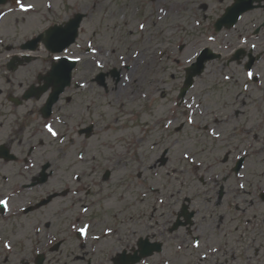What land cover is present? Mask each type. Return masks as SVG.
Returning <instances> with one entry per match:
<instances>
[{
    "label": "rangeland",
    "instance_id": "obj_1",
    "mask_svg": "<svg viewBox=\"0 0 264 264\" xmlns=\"http://www.w3.org/2000/svg\"><path fill=\"white\" fill-rule=\"evenodd\" d=\"M10 1L0 7L5 14L0 21V56L4 60L10 51L14 53V49L47 29L56 19L67 18L75 9L86 15L77 46L68 53L81 60L73 85L63 97V101L69 102H64L68 107L66 124L52 122L60 135L43 134L46 145L39 158L49 159L55 165L54 189L66 183H70L71 189H77V182L72 184L71 179L75 180L78 175L82 176L81 184L98 185L90 195L85 192L73 197L75 201L82 199L83 204L94 206L85 217L78 211L80 204L65 213L63 219L55 215L48 219L23 217L12 225L21 226L23 232L15 237L16 242L30 248L31 243L45 237L33 231L40 222H52L54 233L56 229L81 228L93 222V227L101 231L110 227L128 239L132 235L137 239L153 234L159 239L164 230L156 221L173 220L172 212L179 210L184 198L195 194L199 197L192 209L201 211L200 231L211 233L220 226L213 212L228 217L229 214L226 205L212 206L210 215L204 219L207 204L199 179L221 178V184L225 173H229L240 156L245 157L244 153H247L246 162L238 180H242L245 190L249 179L264 177V73L258 69L262 72L259 86L263 87L251 84L243 90L246 84L243 66L228 63L231 66L226 69L235 50H248L256 44L253 32L259 24L258 12L247 14L234 30L215 35L216 20L233 0H52L55 6L52 13L43 8L46 0H22L25 5L31 3L38 8L36 11L34 7L30 13L21 12L19 5L13 9ZM140 23L145 24L143 30L139 28ZM209 35L216 39L208 41ZM243 38L247 43L242 42ZM226 39L231 42L227 43L228 50ZM89 43L100 49L95 59L104 65L103 69L96 68L93 55L87 53ZM204 48L221 53L223 59L208 64L186 101L178 107L185 69L190 66L184 57L189 51ZM136 52L140 53L139 57L135 56ZM259 67L264 71V62ZM111 70H118L120 79L106 78V90L95 79ZM227 75L232 77L231 81L224 80ZM125 76L132 81H125ZM80 84L86 87L81 88ZM188 104H193V108L188 109ZM197 104L200 108L195 107ZM187 109L193 124H187ZM236 114L239 115L234 118ZM225 118L232 119L224 122ZM169 120L171 125H167ZM90 123L96 125V132L90 140H83L77 131ZM212 130L220 133L219 140L211 135ZM65 131L68 137L62 140ZM185 152L195 160L194 164L184 159ZM106 171L111 174L108 181L103 180ZM233 183L231 188L235 189ZM244 193L238 190L236 197L234 191L230 192L225 202L233 204V212L236 207L249 212L255 210L250 208V202L258 201ZM58 206L59 203L55 210ZM237 223V229L242 231L243 220ZM74 233L70 229L69 261L81 264L76 260L80 252ZM163 237L167 243L164 254L174 258L169 264H180L174 254L178 243L175 236ZM180 237L184 238L183 233ZM248 244H243V248ZM99 250L111 252V249ZM203 264L217 263L210 260Z\"/></svg>",
    "mask_w": 264,
    "mask_h": 264
},
{
    "label": "flooded vegetation",
    "instance_id": "obj_2",
    "mask_svg": "<svg viewBox=\"0 0 264 264\" xmlns=\"http://www.w3.org/2000/svg\"><path fill=\"white\" fill-rule=\"evenodd\" d=\"M260 4L264 6V1L258 3V6ZM256 12L260 19L253 39L256 42L255 55L259 56L260 60L252 70L255 74L253 83L248 82L246 78L247 69L244 66L241 68L248 85L247 89L251 84L257 87L264 86V84L259 86L262 84L261 74L264 73L259 67L264 62V9L259 7ZM224 43L228 50L227 43L231 44V42L226 39ZM43 53L44 57L41 56ZM25 56H28V60H25ZM51 57L49 52L42 49L35 53H25L22 50L11 52L8 54V60L0 56V199L8 198L9 200V210L0 206V264H74L69 261L67 241L70 229L75 231V228L56 229L54 233L52 222H45V224L40 222L41 225L34 226L33 231L37 232L38 236L43 234L45 237L38 238L35 243L30 244V248H27L23 242L14 240L20 233H23L21 226L12 225L23 217L48 219L55 215L63 219L64 214L75 210L77 204L84 206L82 199L79 201L73 199V192L75 195L85 192L90 195L94 191L93 187H98L95 183L83 185L82 180H78L75 190L69 188L70 183L54 189L52 181L57 175L55 165L49 159L39 158L46 145L42 137L45 133L44 125L48 122L44 114H46L45 105L49 95L48 93L39 94V89L45 86L49 69L55 62ZM13 59H15V65L9 67ZM230 59L226 63V69L231 66L228 64ZM256 89L262 90L261 88ZM64 102L68 101L60 99L53 106L49 121L55 117L66 120L68 107ZM237 115L239 114H236L234 118ZM232 118H225L224 122H229ZM84 128L80 127L78 134ZM242 131L245 132V130ZM80 138L84 139V137ZM248 150L253 149L248 148ZM29 164H34L35 167L31 168ZM236 165L237 163L230 168L229 173H225L221 184L219 183L221 178L199 179L202 191H204L203 198L207 204V215H204V219L210 215L212 206L220 208L226 205L229 214L228 217L213 212L219 219L220 226H217V229L212 230L211 233L200 231L198 216L201 211L192 209L193 202L199 197L195 194L192 198L183 199L179 210L172 212L173 220L167 221L160 218L161 220L156 221V224L162 225L161 228L164 230L160 233L159 239L156 234L147 235L145 239L142 237L135 239L132 235L128 239L127 235L119 236V231L114 232L113 228H103L101 231L100 228L93 227L94 223L90 222L88 234L86 237L83 236L82 241L79 240L77 232L74 233L78 240L77 249L80 252L76 260H80L81 264H133L136 258L141 257V261L136 264L172 263L174 258L163 254L167 244L163 236L168 234L169 236L174 235L178 242L174 254L180 264H203L210 260L217 264H264V207H262L264 206V177L249 179L248 190L240 189L238 185L242 180L237 178ZM71 181L72 184L75 183L73 179ZM232 182H234L232 187L235 189L231 188L230 183ZM238 190H242L245 196L250 195L253 200L258 201L250 202V208L255 209L254 211L249 212L248 209L243 210L236 207L233 212V204L225 202L230 198L231 191H234V196L237 197ZM65 192H67L65 196L53 198V195L59 193L62 195ZM214 196H217L215 202ZM185 199H189L188 209L184 206ZM58 203L59 206L55 210V205ZM86 208L90 209L94 206ZM242 220L243 224H240V227L243 226L242 231H239L236 227L239 224L237 221L241 223ZM175 226L178 229L172 232ZM122 228L125 229L124 224ZM107 229H111L110 235L107 234ZM181 233L184 238L180 237ZM60 234L63 237H60ZM96 236L99 240L93 239ZM25 239L28 240L26 237ZM146 239L154 246L160 243L161 253L155 252L148 259L142 257L139 242ZM197 240L200 243L199 248L195 247ZM6 243L11 245V249L4 246ZM245 243L249 244L243 248L242 245ZM213 247L218 248L219 252H213L211 250ZM99 248L111 249V252H104ZM230 256L231 261H229Z\"/></svg>",
    "mask_w": 264,
    "mask_h": 264
},
{
    "label": "water",
    "instance_id": "obj_3",
    "mask_svg": "<svg viewBox=\"0 0 264 264\" xmlns=\"http://www.w3.org/2000/svg\"><path fill=\"white\" fill-rule=\"evenodd\" d=\"M3 3H5V0H0V4ZM252 4L253 0H235V4L232 7L228 8L226 14L216 23V31H221L223 27H226L228 29L232 28L237 23L242 14H244L248 10L253 9ZM80 19L81 18L78 19L77 24H79ZM77 27L78 25H73V23H71L65 29H52L48 32H45L40 37V40L44 42V44L50 51L59 52V49L61 47H68L74 42L77 36ZM70 36L71 40H67ZM216 58H218V56L214 55L209 50H205L198 58L197 62L193 64L191 68L186 70L187 76L184 88L181 92L182 98L186 95L189 88L193 86L194 78L200 76L204 72L205 63ZM63 62V65L55 66L50 74L49 82L53 86H55V91L57 90V86L61 85V89L56 91L55 99H57L63 88L66 85H69L71 79V71L75 65L74 62H69L68 60H63Z\"/></svg>",
    "mask_w": 264,
    "mask_h": 264
},
{
    "label": "snow or ice",
    "instance_id": "obj_4",
    "mask_svg": "<svg viewBox=\"0 0 264 264\" xmlns=\"http://www.w3.org/2000/svg\"><path fill=\"white\" fill-rule=\"evenodd\" d=\"M16 3L19 5V8H20L21 12H25V13L32 11L33 8L35 7V5H33V4H27V5H25V4L22 2V0H16ZM48 7L50 8L51 5L49 4ZM160 11L163 12L164 10H163V9H160ZM0 18H2V17H0ZM196 23L198 24L199 22L197 21ZM139 28H140L141 30H143V29L145 28V24H144V23H140V24H139ZM215 39H216V37H215V36H212V35H209V36L207 37V40H208V41H214ZM242 42H243V43H247V39H246V38L243 39ZM87 47H88V49L91 51V53L93 54V56H95V54L97 53V49L94 48L93 45H92L91 43H89V44L87 45ZM251 48H252V49H255V48H256V44L253 43V44L251 45ZM68 51H69V49H68L67 47H61V48L59 49V52H60L61 54L53 55L51 58H52L53 60H55V61H62V60L67 59V60H70V61H73V62H76V63H78V62L81 60V57H79V56L65 55L66 53H68ZM181 51H184V49L182 48ZM135 56L139 57V56H140V53H139V52H136V53H135ZM200 56H201V51H200L199 49H194V50L189 51V52L187 53V55L184 57V62H185L187 65H192V64H193V61H194L196 58L200 57ZM120 60L123 61V60H124V57L121 56V57H120ZM177 62L179 63V60H177ZM94 64H95V67H96V68H99V69H103V67H104V65H103L99 60H94ZM125 66L127 67V65H125ZM248 67L250 68L251 66L249 65ZM245 75H246L247 80H253V79H255V77H254V73H253L251 70L246 71ZM124 79H125V81H129V80H131V77H129V76H125ZM224 79H225V80H230V79H232V77H231V76H225ZM79 87L84 88V87H86V85H84V84H80ZM247 87H248V85L245 84V85H244V89L247 90ZM195 107H196V108H200V105L197 104V105H195ZM187 108H188V109H192V108H193V104H188V105H187ZM185 115L187 116V124H193L194 121H193V119H192V117H191V113H190V112H186ZM171 124H172V121L169 120V121L167 122V125H171ZM167 125H166V126H167ZM44 128L47 130L48 133L51 134L52 137H58V136L60 135V133H58V132L53 128V126H52L51 124H45V125H44ZM211 135H212L213 137H215L217 140L220 139V133H218V132L215 131V130H212ZM61 143H63V141H61ZM243 155L246 157V156H247V153H244ZM80 158L83 159V156H81ZM184 159H185V160H189V161H190L191 163H193V164L195 163V160L192 159V158L188 155L187 152H185V154H184ZM225 162H226V161H225ZM29 167L34 168L35 165H34V164H29ZM76 179H79V177H76ZM238 187H239L240 189H244V188H245V185H244L243 183H241V184L238 185ZM0 206H3V208H4L5 210H9V200H8V198L0 199ZM83 211L87 212L88 209H87V208H84ZM89 228H90V225H85L84 227H81V228L77 229V231H78L82 236H85V237H86L87 234H88V230H89ZM107 234H109V235L111 234V229H107ZM93 239L99 240V237L96 236V237H93ZM4 246H5L6 248H8V249H11V245H10V244H7V243H6ZM195 247H197V248L200 247L199 240L196 241ZM211 250H212L213 252H219V249L216 248V247H213ZM205 258H206V257H205Z\"/></svg>",
    "mask_w": 264,
    "mask_h": 264
},
{
    "label": "bare ground",
    "instance_id": "obj_5",
    "mask_svg": "<svg viewBox=\"0 0 264 264\" xmlns=\"http://www.w3.org/2000/svg\"><path fill=\"white\" fill-rule=\"evenodd\" d=\"M132 81V80H131Z\"/></svg>",
    "mask_w": 264,
    "mask_h": 264
}]
</instances>
